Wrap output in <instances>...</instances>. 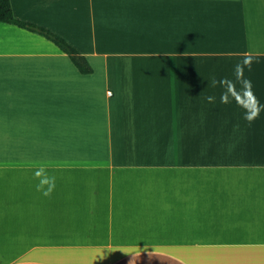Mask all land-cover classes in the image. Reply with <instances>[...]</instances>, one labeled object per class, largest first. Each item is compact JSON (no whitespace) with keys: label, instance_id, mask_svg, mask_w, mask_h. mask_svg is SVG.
<instances>
[{"label":"crops","instance_id":"obj_1","mask_svg":"<svg viewBox=\"0 0 264 264\" xmlns=\"http://www.w3.org/2000/svg\"><path fill=\"white\" fill-rule=\"evenodd\" d=\"M10 3L0 264H264V0Z\"/></svg>","mask_w":264,"mask_h":264},{"label":"trees","instance_id":"obj_2","mask_svg":"<svg viewBox=\"0 0 264 264\" xmlns=\"http://www.w3.org/2000/svg\"><path fill=\"white\" fill-rule=\"evenodd\" d=\"M0 22L14 24L42 35L52 41L62 52H64L80 73L88 74L92 72V66L87 59L64 38L42 26L16 18L12 12L10 0H0Z\"/></svg>","mask_w":264,"mask_h":264},{"label":"rangeland","instance_id":"obj_3","mask_svg":"<svg viewBox=\"0 0 264 264\" xmlns=\"http://www.w3.org/2000/svg\"><path fill=\"white\" fill-rule=\"evenodd\" d=\"M254 19H256V18H254ZM240 20V18H239V16H236V22H240L239 21ZM214 27V26H213ZM252 29L253 31H255V32H253L252 34H254V35H257V26H249V29ZM257 37H258V35H257Z\"/></svg>","mask_w":264,"mask_h":264},{"label":"built area","instance_id":"obj_4","mask_svg":"<svg viewBox=\"0 0 264 264\" xmlns=\"http://www.w3.org/2000/svg\"><path fill=\"white\" fill-rule=\"evenodd\" d=\"M108 94H110V93H108Z\"/></svg>","mask_w":264,"mask_h":264}]
</instances>
